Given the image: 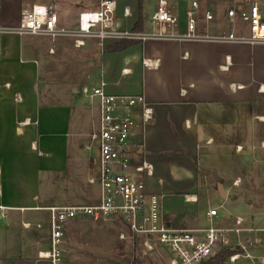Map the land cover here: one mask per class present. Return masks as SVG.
<instances>
[{
  "label": "crops",
  "instance_id": "obj_1",
  "mask_svg": "<svg viewBox=\"0 0 264 264\" xmlns=\"http://www.w3.org/2000/svg\"><path fill=\"white\" fill-rule=\"evenodd\" d=\"M248 1L206 0L214 12L212 22L217 23L210 32L230 30L226 9L233 5L240 9ZM48 2H55L61 23L75 29L80 12L91 0H0V25L16 26L23 9ZM259 3L264 11V1ZM125 6L131 9L129 17L123 14ZM155 7L156 0H144L142 12L139 0H118V24L137 30L143 13L141 30H150ZM43 40L0 35V210L4 213L0 264H51L38 258L50 245L47 208L99 201L98 186L89 181L98 152L86 148L98 111L88 98L80 105L77 96L83 86L104 79L111 94L146 96L154 118L137 130L131 149L136 162L146 159L152 165V174L144 177L147 190L162 197L167 219L177 226L199 225L204 215L199 209V188L207 180L200 160L209 161V153L201 155L202 148L208 152L210 146L236 144L241 146L236 153L247 155L251 149L264 158V44L149 40L135 41L124 51H106L118 42H109L103 49L89 42L84 47H90L92 59L87 61L81 87L73 78L62 81L48 76L42 89ZM52 47L56 50L55 44L47 46L51 55L55 54L50 52ZM250 110L252 118L258 119L255 132L243 116ZM249 135L259 136L253 146ZM222 137L231 141L216 143ZM242 172L246 174L245 169ZM238 178L242 180L240 176L234 180ZM44 186L48 193L41 195ZM225 190L227 198L220 204L226 207L229 189ZM192 195L197 201L185 199ZM76 224L71 221L66 226L64 264H162L141 256L140 249L120 239L103 245L94 241L91 246L98 253L85 251L80 256L75 249L78 240L68 235L91 229Z\"/></svg>",
  "mask_w": 264,
  "mask_h": 264
},
{
  "label": "built area",
  "instance_id": "obj_2",
  "mask_svg": "<svg viewBox=\"0 0 264 264\" xmlns=\"http://www.w3.org/2000/svg\"><path fill=\"white\" fill-rule=\"evenodd\" d=\"M182 2L180 6L170 0H156L150 30L120 27L118 0L89 2L80 12L75 29L61 23L55 2L34 4L22 10L18 25H0V35H42L52 40L66 36L73 39L77 48L95 42L102 49L109 42L122 40L264 44V11L259 0L248 1L240 9L229 6L226 17L231 29L217 33L207 30L215 16L206 0ZM123 14L131 15L129 6L124 7ZM240 23L245 31L239 28ZM54 51L52 47L50 52ZM106 87L107 82L102 79L97 85L80 89L90 100L92 109L98 111V121L86 148H96L98 152L89 181L98 186L99 201L48 207L50 245L38 253V258L51 264H64L68 222L91 219L119 223L121 241H129L135 249H140L141 256L162 264H204L223 251H230L225 264H236L241 259L264 264V226H255L242 215L228 213L224 204L207 210V225L177 226L167 219L162 197L147 190L144 177L152 174V165L146 159L136 162L131 149L132 137L153 120L154 109L143 94L115 95ZM240 183L238 178L233 185ZM185 199L197 201V196H185ZM3 216L0 210V221Z\"/></svg>",
  "mask_w": 264,
  "mask_h": 264
},
{
  "label": "rangeland",
  "instance_id": "obj_3",
  "mask_svg": "<svg viewBox=\"0 0 264 264\" xmlns=\"http://www.w3.org/2000/svg\"><path fill=\"white\" fill-rule=\"evenodd\" d=\"M93 1V0H91ZM34 3H39V1H34ZM217 24L215 21L212 22L210 28L208 26L207 30L212 31ZM242 23H240V29L245 31ZM27 38L38 39L42 38L43 45L46 46V53L42 55V81L40 87L43 89L47 86L48 76L52 79L57 77V79H75L74 83L79 88L80 79L87 69V61L92 59L90 47L74 48L73 39H67L69 37L59 36L55 40H52L48 36L42 35H25ZM70 40V41H68ZM50 44H55L56 50L55 54L51 55L48 53L47 46ZM89 53V54H88ZM87 54V55H86ZM46 66V67H45ZM49 66L50 71L47 69ZM83 79V77H82ZM80 105H84L86 97L79 93L77 96ZM243 112V111H242ZM252 110L248 112H243V116L246 120V124L251 129L256 127V121L258 119L252 118ZM138 118V116H137ZM243 121L245 122V120ZM264 130V128H262ZM259 136L249 135V145H255ZM233 143L237 142V136L233 135ZM229 138L222 137L216 143H227L231 141ZM221 145V144H220ZM207 148H202L199 153L206 156L209 153V158L205 161L200 157V168L203 175L206 177L207 184L202 181L200 183L199 193L200 202L199 209L204 215L201 217L202 221H199V225H207L208 221L205 216V210L214 208L218 206L223 200L221 194L218 190V181L225 185L226 189H229V198L225 200L226 210L228 213L242 215L247 219V221L255 226H264V158H262L256 151L251 149L247 151V155L244 151L237 152L238 146L234 144V147L223 146H210L208 152ZM240 153V154H239ZM264 156V155H263ZM245 169L246 174L242 172ZM240 176L242 178L239 186H234L233 181L236 177ZM203 178V177H202ZM209 186V187H207ZM96 188V187H95ZM48 191L42 187V193L47 194ZM43 198V196H42ZM214 206V207H212ZM221 210V212H227ZM77 224L89 228V231H74L68 235L69 239L78 240V246L75 248L79 251V255L82 253L92 252L97 254V247L91 246L95 241L98 244H110L112 242H117L119 240L118 234L122 230V226L119 223L104 222V221H94L91 219L86 220H75ZM221 222V220H220ZM76 224V225H77ZM197 224L185 226L194 227L199 226ZM72 229V227L70 228ZM69 229V231H70ZM96 243V244H97ZM236 264H252L247 259H241Z\"/></svg>",
  "mask_w": 264,
  "mask_h": 264
},
{
  "label": "trees",
  "instance_id": "obj_4",
  "mask_svg": "<svg viewBox=\"0 0 264 264\" xmlns=\"http://www.w3.org/2000/svg\"><path fill=\"white\" fill-rule=\"evenodd\" d=\"M143 1L144 0H139L142 12H143ZM143 26H144V17L142 13V15H140L139 21L137 22L136 29L141 30L143 29ZM134 43L135 40H122L121 42L108 46L106 51H124L130 48ZM229 254L230 251H223L217 256L211 258L209 261L205 262L204 264H225L226 258Z\"/></svg>",
  "mask_w": 264,
  "mask_h": 264
},
{
  "label": "water",
  "instance_id": "obj_5",
  "mask_svg": "<svg viewBox=\"0 0 264 264\" xmlns=\"http://www.w3.org/2000/svg\"><path fill=\"white\" fill-rule=\"evenodd\" d=\"M218 190H219V193L221 194V197L223 199H226L227 198V192H226L224 185L222 183H218Z\"/></svg>",
  "mask_w": 264,
  "mask_h": 264
}]
</instances>
